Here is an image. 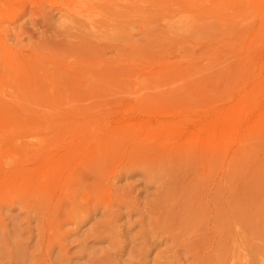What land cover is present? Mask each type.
I'll use <instances>...</instances> for the list:
<instances>
[{
	"label": "rangeland",
	"instance_id": "obj_1",
	"mask_svg": "<svg viewBox=\"0 0 264 264\" xmlns=\"http://www.w3.org/2000/svg\"><path fill=\"white\" fill-rule=\"evenodd\" d=\"M0 264H264V0H0Z\"/></svg>",
	"mask_w": 264,
	"mask_h": 264
},
{
	"label": "bare ground",
	"instance_id": "obj_2",
	"mask_svg": "<svg viewBox=\"0 0 264 264\" xmlns=\"http://www.w3.org/2000/svg\"><path fill=\"white\" fill-rule=\"evenodd\" d=\"M186 4V3H185ZM61 7V6H60ZM211 9V8H210ZM246 73V72H245ZM242 102V101H241ZM243 103V102H242ZM243 106V105H242ZM217 114V113H216ZM217 116H219V115H217ZM217 116H215V114H213V117H210L209 119H208V121H207V124L209 125V126H213V125H216L217 123H218V120H219V117H217ZM206 120V119H205ZM235 121V120H234ZM206 124V125H207ZM205 125V124H204ZM259 126V125H258ZM229 127V126H228ZM234 127V126H233ZM230 129H231V127H230ZM124 143V142H123ZM162 144V143H161ZM169 144V143H168ZM164 145V144H163ZM170 146V145H169ZM168 146V147H169ZM113 150V149H112ZM106 164V163H105Z\"/></svg>",
	"mask_w": 264,
	"mask_h": 264
}]
</instances>
